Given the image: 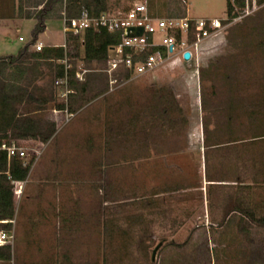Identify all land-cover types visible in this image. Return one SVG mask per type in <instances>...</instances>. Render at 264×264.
<instances>
[{
  "label": "rangeland",
  "instance_id": "374dc122",
  "mask_svg": "<svg viewBox=\"0 0 264 264\" xmlns=\"http://www.w3.org/2000/svg\"><path fill=\"white\" fill-rule=\"evenodd\" d=\"M45 1L0 0V16L34 18L10 27L8 53L33 41ZM244 1L197 59L131 80L120 70L114 90L107 63L89 64L82 36L65 37L64 2L46 13L36 42L70 45L77 89L62 97L49 63L27 57L31 92L52 90L57 105L19 109L57 131L46 146L17 142L32 165L15 223L0 224L15 230L12 264H264V0ZM140 2L162 17L209 19L227 18L229 4L107 0V10ZM141 142L151 160L139 161Z\"/></svg>",
  "mask_w": 264,
  "mask_h": 264
},
{
  "label": "trees",
  "instance_id": "16d2710c",
  "mask_svg": "<svg viewBox=\"0 0 264 264\" xmlns=\"http://www.w3.org/2000/svg\"><path fill=\"white\" fill-rule=\"evenodd\" d=\"M64 0H46L37 14V23L33 32V41L20 50L17 55L0 56V145L17 143L20 139H33L47 143L57 131L55 122L48 123L42 128L40 121L27 113H21L20 105L36 101L40 106L56 107L57 93L35 96L30 90V81L27 76L30 69L29 59L45 60L49 63V70L54 74V80L64 77L69 78V85L75 91L77 82L72 70L66 68L63 61L67 57L62 46H46L42 51H30V46L36 43L38 36L45 30L46 13ZM228 15L230 19L238 16V9L245 6L244 0H228ZM66 13L69 17L79 16L83 11L91 15H99L107 10V0H66ZM130 9V8H129ZM123 10L122 13L127 12ZM111 12V11H109ZM122 37L120 33H109L105 30L89 28L82 35L84 59L89 64L93 61L107 62L109 48L118 44ZM31 57V58H27ZM53 77V76H52ZM76 83V84H75ZM84 88V84H81ZM51 105V106H50ZM41 109V108H38ZM207 137L206 141H210ZM31 166H24L20 158L14 156L10 160L5 149H0V220L15 218L16 209L14 202V181H25L30 173ZM240 205L238 204L237 207ZM255 217L254 211L247 208ZM264 222V218L261 219ZM12 224H4L11 226ZM8 229V228H7ZM14 259L11 245L0 246V263L12 264Z\"/></svg>",
  "mask_w": 264,
  "mask_h": 264
},
{
  "label": "built area",
  "instance_id": "2783aa9c",
  "mask_svg": "<svg viewBox=\"0 0 264 264\" xmlns=\"http://www.w3.org/2000/svg\"><path fill=\"white\" fill-rule=\"evenodd\" d=\"M65 2L66 0L64 4ZM229 20H231L229 17L223 19L191 16L162 17L154 14L147 2L136 3L127 12L120 14L103 12L99 15H91L88 11H83L79 16L69 17L65 5L62 13L63 32L66 38L82 36L89 28L121 34V41L109 48L110 54L106 62L111 90L116 88L118 78L115 74L120 70L126 72L128 80H131L165 67L174 58L185 63L192 62L198 58L201 45L223 32L226 27L225 23ZM130 27H142L143 34L125 36L124 30ZM60 46L66 50L68 57L70 45L65 41ZM35 47L36 51H42L46 46L42 42H36ZM186 51L191 53L189 60L184 58ZM67 57L62 63L68 69ZM78 79L83 80L81 73L78 74ZM56 83L64 88L62 97L73 93L74 90L69 85L67 74L58 79ZM56 111L55 109L54 112ZM69 116L73 114L69 113ZM0 149L7 151L9 160L16 156L22 160L24 166L32 165V161L28 159L29 154L23 146L17 143L7 145L2 142ZM39 154V151L35 152V155ZM13 184L14 198L20 199L25 183L14 181ZM14 223V219L0 220V224ZM14 231L10 228H0V246H12L15 238Z\"/></svg>",
  "mask_w": 264,
  "mask_h": 264
},
{
  "label": "crops",
  "instance_id": "0c3cea01",
  "mask_svg": "<svg viewBox=\"0 0 264 264\" xmlns=\"http://www.w3.org/2000/svg\"><path fill=\"white\" fill-rule=\"evenodd\" d=\"M1 9V8H0ZM6 13H8V12H6ZM25 17H27V18H32V20L34 19L33 17H31L30 15H22L21 13H17V11L15 12V13H12V12H9L8 14H6V15H3V16H0V56H9V55H16V54H13V53H8L7 52V46H8V43H7V40H8V35H9V30H10V27L11 26H13L14 28H15V30L16 31H18L19 29H20V27H19V23H18V21L19 20H23ZM45 25H46V27H45V30L43 31V33H46V31H47V24H46V21H45ZM19 38H21V37H19ZM63 44V43H62ZM60 44H57V43H48L46 46H59ZM60 63L62 62V61H59ZM87 79V78H86ZM86 79H85V81H86ZM86 83V82H85ZM25 104V103H24ZM229 105H230V103H229ZM73 110V109H72ZM80 111V109L79 110H77V111H70L71 113H73V114H76L77 112H79ZM156 116L155 117H153L152 118V120H153V122H156ZM229 123H230V121H229ZM209 138V137H208ZM25 140H33V139H20V140H18L17 142H19V141H25ZM52 140V138L47 142V143H45V145L44 146H46L50 141ZM210 140V139H209ZM18 144V143H17ZM144 144V142H141V144L139 145V155H141V156H139V157H142V159L141 160H139L140 162H142V160L143 161H146L147 159L148 160H151L152 159V157H151V153H150V150H149V148H146V145L144 146L143 145ZM219 143L217 142V144L216 145H218ZM148 146H149V144H148ZM147 146V147H148ZM204 146L207 148V147H213L214 145L212 144V142H211V140L210 141H206L205 140V143H204ZM219 146V145H218ZM44 154V153H43ZM49 157V156H48ZM48 157L46 158V160L48 161V160H50V159H48ZM50 158V157H49ZM47 161H44V163L46 164V163H48ZM50 162H52V164L54 163L53 162V160H51ZM50 175V174H49ZM28 182V180L26 179L25 181H24V183H25V187H26V183ZM46 183H50V180H49V177H48V181L46 182ZM24 187V188H25ZM23 194H24V190H23ZM22 194V195H23ZM14 202H15V205H16V203H17V205L18 204H20L21 202H22V196L20 197V199H16V198H14ZM15 220V219H14Z\"/></svg>",
  "mask_w": 264,
  "mask_h": 264
},
{
  "label": "water",
  "instance_id": "95a60500",
  "mask_svg": "<svg viewBox=\"0 0 264 264\" xmlns=\"http://www.w3.org/2000/svg\"><path fill=\"white\" fill-rule=\"evenodd\" d=\"M143 31L144 29L142 27H130L124 30V35L127 37H132L135 35L141 36L143 34ZM184 58L186 60H189L191 58V53L189 51H186L184 53Z\"/></svg>",
  "mask_w": 264,
  "mask_h": 264
}]
</instances>
